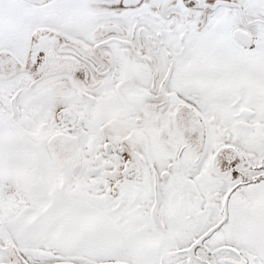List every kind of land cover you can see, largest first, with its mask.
Returning a JSON list of instances; mask_svg holds the SVG:
<instances>
[{
  "label": "snow or ice",
  "instance_id": "snow-or-ice-1",
  "mask_svg": "<svg viewBox=\"0 0 264 264\" xmlns=\"http://www.w3.org/2000/svg\"><path fill=\"white\" fill-rule=\"evenodd\" d=\"M0 264H264V0H0Z\"/></svg>",
  "mask_w": 264,
  "mask_h": 264
}]
</instances>
